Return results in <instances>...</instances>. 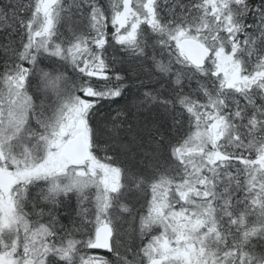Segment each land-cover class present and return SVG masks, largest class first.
I'll list each match as a JSON object with an SVG mask.
<instances>
[{"label": "snow or ice", "instance_id": "snow-or-ice-1", "mask_svg": "<svg viewBox=\"0 0 264 264\" xmlns=\"http://www.w3.org/2000/svg\"><path fill=\"white\" fill-rule=\"evenodd\" d=\"M0 264H264V0H0Z\"/></svg>", "mask_w": 264, "mask_h": 264}]
</instances>
